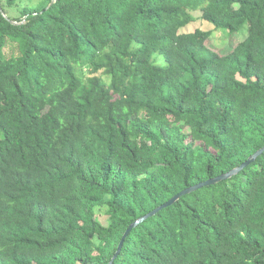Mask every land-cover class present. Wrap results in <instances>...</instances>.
Instances as JSON below:
<instances>
[{
  "label": "trees",
  "instance_id": "1",
  "mask_svg": "<svg viewBox=\"0 0 264 264\" xmlns=\"http://www.w3.org/2000/svg\"><path fill=\"white\" fill-rule=\"evenodd\" d=\"M52 1L0 0V264H109L264 147V0ZM113 264H264V152Z\"/></svg>",
  "mask_w": 264,
  "mask_h": 264
},
{
  "label": "rangeland",
  "instance_id": "2",
  "mask_svg": "<svg viewBox=\"0 0 264 264\" xmlns=\"http://www.w3.org/2000/svg\"><path fill=\"white\" fill-rule=\"evenodd\" d=\"M38 1L39 0H24L23 5H29L30 7H34L35 5H37L36 3ZM15 11L16 10L13 11L11 10L12 13L14 12L13 16L16 15ZM194 16L198 18V14H194ZM262 28L263 26L252 22L244 30H241L239 33H237L234 36L235 39L233 38L230 39L229 37H227L226 33L215 31V29L211 24L205 21H198L190 24L186 32L194 31V29H201L202 31H211L212 35L210 39L207 41V46L217 53L225 54L229 49H231V47L236 46L243 39L245 38L251 39L256 37L259 31L263 30ZM105 211H106L105 208H100L96 210L99 220L103 224H105L107 218Z\"/></svg>",
  "mask_w": 264,
  "mask_h": 264
},
{
  "label": "water",
  "instance_id": "3",
  "mask_svg": "<svg viewBox=\"0 0 264 264\" xmlns=\"http://www.w3.org/2000/svg\"><path fill=\"white\" fill-rule=\"evenodd\" d=\"M55 2V0L52 1L51 4H53ZM5 16V15H4ZM6 17V16H5ZM264 152V147L262 149H260L259 151H257L253 156H251L244 164H242L241 166L231 170L230 172L223 174L217 178L208 180L207 182L195 185L191 188H188L184 191H182L181 193H179L178 195L174 196L171 200H169L166 204H164L163 206L157 208L156 210L152 211L151 213L147 214L146 216L136 220L133 224H131L129 226V228L127 229V231L125 232L119 246L117 249L116 254L114 255V257L112 258L111 262L109 264H113V262L115 261V259L119 256L122 246L124 244L125 238L129 235V233L140 223H142L143 221L147 220L148 218L152 217L153 215H155L157 212L161 211L164 208H167L169 206H171L175 201H177L180 197L189 194L191 192L196 191L197 189H200L204 186H210L216 183H219L221 181L227 180L229 178H231L232 176L238 174L243 168H245L246 166H248L250 163H252L259 155H261Z\"/></svg>",
  "mask_w": 264,
  "mask_h": 264
}]
</instances>
